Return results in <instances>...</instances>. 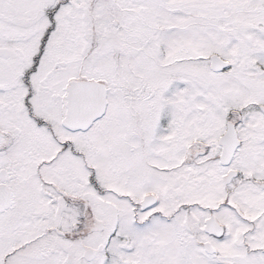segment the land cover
<instances>
[{"label": "snow or ice", "instance_id": "1", "mask_svg": "<svg viewBox=\"0 0 264 264\" xmlns=\"http://www.w3.org/2000/svg\"><path fill=\"white\" fill-rule=\"evenodd\" d=\"M0 264H264V0H0Z\"/></svg>", "mask_w": 264, "mask_h": 264}]
</instances>
